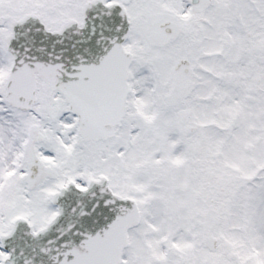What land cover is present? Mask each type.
<instances>
[{"label":"snow or ice","instance_id":"1","mask_svg":"<svg viewBox=\"0 0 264 264\" xmlns=\"http://www.w3.org/2000/svg\"><path fill=\"white\" fill-rule=\"evenodd\" d=\"M0 264H264V0H0Z\"/></svg>","mask_w":264,"mask_h":264}]
</instances>
